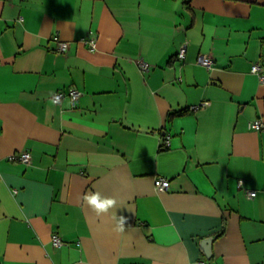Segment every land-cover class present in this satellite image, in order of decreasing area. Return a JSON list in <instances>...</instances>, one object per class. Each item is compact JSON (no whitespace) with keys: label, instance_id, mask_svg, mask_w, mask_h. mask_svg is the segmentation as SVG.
<instances>
[{"label":"crops","instance_id":"obj_1","mask_svg":"<svg viewBox=\"0 0 264 264\" xmlns=\"http://www.w3.org/2000/svg\"><path fill=\"white\" fill-rule=\"evenodd\" d=\"M254 63L264 0H0V264H264Z\"/></svg>","mask_w":264,"mask_h":264},{"label":"built area","instance_id":"obj_2","mask_svg":"<svg viewBox=\"0 0 264 264\" xmlns=\"http://www.w3.org/2000/svg\"><path fill=\"white\" fill-rule=\"evenodd\" d=\"M89 42L91 43V45L93 47L96 45L94 38H90ZM69 47H70V44L68 41H64V40H60V39L58 40V43H57V50L58 51L65 52L69 49ZM186 51H187V46H186V44H184L180 48V50L177 54L178 57L180 59H183L186 56ZM196 61L198 64L206 66L208 68H212L214 66V59L212 58V56H210L209 54H206V53L198 54ZM138 63L140 65V67L142 68V70H148L150 68V64L147 61H145L143 58H140ZM252 71L255 72L256 74H258L260 77V80L264 82V69L262 68L260 63H254L252 65ZM69 94H70L72 102L74 104H76V102L79 100V98L82 95V90L78 89L77 87H73L69 90ZM62 96H63V92L57 91L53 96V100L55 102H59L62 99ZM208 103H209V101L204 100L198 104H194V105L190 106V109L197 110V109L201 108L202 106H206ZM249 127L252 129L264 131V121L261 119H258V118L254 119V120L249 122ZM10 157L14 158L16 156L11 155ZM17 158L20 161H22L23 163L28 164L31 160V153L29 151H23V152H21V154ZM155 184L159 190H167L171 187V181L167 177H158L155 181ZM249 194H250V196H255L256 192L251 191ZM53 242L57 246H61V245H64L66 243L57 234L53 235Z\"/></svg>","mask_w":264,"mask_h":264},{"label":"clouds","instance_id":"obj_3","mask_svg":"<svg viewBox=\"0 0 264 264\" xmlns=\"http://www.w3.org/2000/svg\"><path fill=\"white\" fill-rule=\"evenodd\" d=\"M84 200L96 211L97 214H99L100 212H107L109 208L113 207L116 204L115 199L101 198L97 193L85 195ZM125 220V217L120 218L119 224L116 227L115 231L121 233L124 231Z\"/></svg>","mask_w":264,"mask_h":264}]
</instances>
